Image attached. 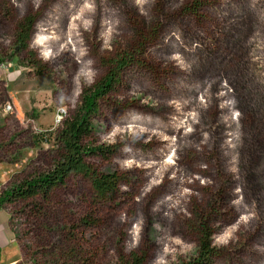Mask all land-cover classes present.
Wrapping results in <instances>:
<instances>
[{
  "label": "rangeland",
  "instance_id": "1",
  "mask_svg": "<svg viewBox=\"0 0 264 264\" xmlns=\"http://www.w3.org/2000/svg\"><path fill=\"white\" fill-rule=\"evenodd\" d=\"M64 1L0 0V190L51 166L83 88L127 57L84 139L91 169L119 182L99 197L71 174L43 221L36 201L8 205L17 241L0 208V264L19 263L21 248L49 264L65 244L81 264H264V0ZM170 120L181 131L157 128Z\"/></svg>",
  "mask_w": 264,
  "mask_h": 264
},
{
  "label": "trees",
  "instance_id": "2",
  "mask_svg": "<svg viewBox=\"0 0 264 264\" xmlns=\"http://www.w3.org/2000/svg\"><path fill=\"white\" fill-rule=\"evenodd\" d=\"M202 0H194L193 2H201ZM70 0H65L63 5L68 4ZM101 11V10H100ZM50 16H48L47 20ZM98 17V16H97ZM100 17V15H99ZM96 18V17H95ZM96 20V19H95ZM34 24L33 18H25L16 30V42L22 47L27 46V42L31 37L32 27ZM170 44V43H169ZM127 57L122 58L117 65V70L120 71L127 63ZM111 71L104 79L96 83L92 87H84L81 95V100L77 110L71 116L64 119L62 126L56 133V141L58 149L52 159L51 166L41 172H36L27 176L17 183H13L10 186H6L0 190V208L17 201H36L29 203L28 208L30 213H34L35 216H42L40 220L43 221V215L46 212L43 211V204L49 202L54 198L55 190L62 185L65 180L71 174H86L90 176L93 183V188L97 192L99 197H105L106 195L114 192L118 186L119 178L114 173H101L91 169L90 164L86 160V156L94 152V148L85 144V137L90 135L92 131V118L97 114L99 110V100L110 91L118 79L119 73ZM220 97H224L221 95ZM169 109L175 116H180L182 106L173 101L168 103ZM234 106L233 103H231ZM184 106V105H183ZM226 108H231V105H224ZM183 110V109H182ZM152 117H150L151 119ZM194 122V121H193ZM157 125L158 129L163 128L169 133L175 132L177 128L182 129L178 121H166L160 122ZM181 131V130H180ZM179 131V132H180ZM146 133H154L145 131ZM157 134V133H154ZM156 136V135H154ZM159 143V142H158ZM161 144V143H160ZM159 144V145H160ZM159 152L162 151L158 149ZM165 151L162 152L164 154ZM33 205V206H32ZM87 223L88 221H83ZM89 223V222H88ZM12 229V214L10 221ZM202 220L200 221L201 235L199 240V252L203 259H209L211 255H214V249L211 246V230L202 226ZM13 231V229H12ZM22 250L23 260L28 264H39L36 258L26 259ZM55 254L54 261L49 264H81V258L75 251H72L70 245L56 246L54 249ZM1 255V252H0ZM132 261H122L123 264H137L136 257H132Z\"/></svg>",
  "mask_w": 264,
  "mask_h": 264
},
{
  "label": "crops",
  "instance_id": "3",
  "mask_svg": "<svg viewBox=\"0 0 264 264\" xmlns=\"http://www.w3.org/2000/svg\"><path fill=\"white\" fill-rule=\"evenodd\" d=\"M10 181V180H9ZM5 183H3L2 185H4ZM1 187V186H0ZM8 209V208H7ZM8 211H9V213H10V221H11V212H10V210L8 209ZM10 226V234L8 235L9 237L11 236L12 238H14L15 240H16V236L14 235V233H13V231H12V229H11V225H9ZM4 239H5V237H4ZM3 239V237H1V235H0V252H1V254H2V250H3V248H4V245H5V240ZM17 241V240H16ZM7 243V242H6ZM19 246V245H18ZM19 249H20V247H19ZM19 252H20V258H19V263L16 261V262H5V263H3V264H28V263H25L24 262V260H23V255H22V251H21V249L19 250ZM0 259H1V255H0Z\"/></svg>",
  "mask_w": 264,
  "mask_h": 264
},
{
  "label": "built area",
  "instance_id": "4",
  "mask_svg": "<svg viewBox=\"0 0 264 264\" xmlns=\"http://www.w3.org/2000/svg\"><path fill=\"white\" fill-rule=\"evenodd\" d=\"M8 108H10V106Z\"/></svg>",
  "mask_w": 264,
  "mask_h": 264
}]
</instances>
